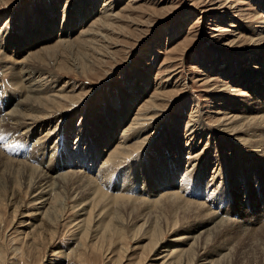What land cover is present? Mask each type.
<instances>
[{
	"label": "rangeland",
	"instance_id": "obj_1",
	"mask_svg": "<svg viewBox=\"0 0 264 264\" xmlns=\"http://www.w3.org/2000/svg\"><path fill=\"white\" fill-rule=\"evenodd\" d=\"M36 1L0 0V37L9 42L21 41L16 31V20L27 9L35 12L39 8L40 11L42 6L38 7ZM38 2H46L49 6L53 0ZM263 5L258 0H59L56 6L59 13L54 11V23L64 24L59 26L57 35L54 33L49 38L36 41L9 60H1L5 51L0 48V264H159L153 260L154 251L150 252L152 245L147 246L150 239L145 234L148 229L151 231L154 220L161 227L156 249L160 250L158 247L163 246L170 249L173 244L172 249L180 253L190 248L193 240L187 237L197 233H192V228L200 223L196 219L199 213H189L187 206L180 202L170 205V208L168 205L173 200H166L168 207L164 204L163 209L159 210L149 204L146 209L143 205L145 210L141 211L146 214L141 215L144 214V219L148 216L150 227L139 229L144 220L143 217L136 220L133 211L131 214L130 204L133 202L125 201V204L129 203L126 206L128 209L120 201L119 204L114 203L107 197V200L103 198L102 204L94 203L86 193L83 180L75 176L64 179L52 177L71 170L93 178L94 184L104 186L111 197L129 194L151 201L163 193L177 192L184 198L183 201L188 202L202 198L210 189L208 194L213 195L206 202L207 206L218 199L216 195H226L221 209L230 215L227 216V219H231L229 222L233 220L238 224L224 226L217 234L209 236L206 244L199 243L198 253L192 256V262L188 264H195L198 258L204 256L220 260L222 264H264V217L262 223L256 224L253 218L247 221L243 216L251 210H264V162L253 167L246 165L252 167L246 180L239 174L233 180L227 174L220 175L222 163L219 162V165L216 158L212 160L219 154L217 148L220 149V159L228 155L223 163L227 164L232 161L231 156L235 157L236 147L230 140L238 138L228 136L229 139H225L222 113H237L235 109L227 107L228 102H234V98L243 101L240 93L250 94L248 90L251 89L247 90V85L240 83L244 80L239 79L241 75L238 73H247L240 71L239 67L231 73L235 74L232 78L229 76L227 66H235L236 63L227 59L229 56L237 59L248 74H261L254 68L262 70L264 59L256 64L252 60L256 59L254 55L244 60L239 55L248 51L251 54L254 46H257L255 50L263 46V39L257 35L258 29L264 28ZM80 7L90 13L86 18L77 20ZM42 23L48 24L44 20ZM33 58L35 63L32 62ZM17 66L19 69L21 67L19 77L23 82L25 79H37L36 86L42 89L40 93L54 95L60 94L61 90L60 95L69 96L68 100L72 101V98L73 102L63 101L65 108L51 115L50 122L40 119L26 129L23 123L6 124L2 121L5 113L15 108L25 94L21 85L18 86V79L12 76ZM141 78L147 79L146 85ZM234 78H238L237 83L231 82ZM257 82L261 84L260 80ZM224 84H235L236 92L230 93ZM259 92H251L252 96L245 98L254 103ZM222 95H230V100L221 102L223 107L220 110L212 104ZM260 96L264 98V95ZM120 97L131 103L130 109L115 128L112 124L104 125L109 123L113 112L123 109ZM259 108L264 110V101L261 103L260 100ZM26 111H23L25 117L31 114L39 116L44 112ZM149 116L154 119L142 121L151 124L148 130L140 134L135 131L128 133L130 136L133 134L134 139L121 148L130 150L139 140L142 145L134 152L130 151L125 159L114 160L116 166L113 161L105 162L108 154L117 148L121 134L129 123L133 119L138 121ZM191 126L202 130V136L193 143L192 138L189 140ZM87 127L89 130L94 128V135L86 137L89 132ZM108 127L115 129L113 137L106 146L101 144L103 148L97 152L92 139L101 135L102 140L107 135L104 128ZM98 129L100 132H97ZM102 130L104 133H101ZM251 140L255 143V149L264 150V144L258 142V138ZM235 144L243 147L240 148L241 153H247L250 146L249 142L242 144L236 141ZM241 153L237 158L243 157ZM208 160L213 162L208 164ZM16 162L38 168L44 176L46 174L45 178L50 183L53 181L55 186L52 184L49 193H45L47 200L44 204L39 203L43 201L40 197L43 188H36L33 178L25 175L26 170L18 169ZM164 162L167 165L163 166ZM140 164L155 168L142 169L148 175L144 181H140L138 173L142 168H138ZM134 165L137 169L131 170ZM203 168L206 171H202ZM162 171L164 174L165 171H173L171 176L174 181L163 184ZM129 183L134 185L130 187V192L126 189ZM195 189L200 193L197 194ZM257 190L263 191V194H258ZM190 195L199 198L192 199ZM235 199H242V206ZM211 206V211L218 208ZM88 218L90 224L85 230L81 221ZM109 221L110 226H114L112 228H119L118 235L103 237L101 225ZM180 237L182 241H172ZM181 262L185 264L186 259L183 257Z\"/></svg>",
	"mask_w": 264,
	"mask_h": 264
},
{
	"label": "bare ground",
	"instance_id": "obj_2",
	"mask_svg": "<svg viewBox=\"0 0 264 264\" xmlns=\"http://www.w3.org/2000/svg\"><path fill=\"white\" fill-rule=\"evenodd\" d=\"M94 1V0H93ZM37 3V6L38 7H40V6H42V9L39 11L38 9L34 12V10H32V11H30L29 12V10L27 9L25 12H23V16H21L20 18H18V20H16V22H17V27H16V31H18V36H21V41H16V40H14V42H9L7 39H5L4 40V38L3 37H0V44L4 41L5 43H4V45H1L0 46V48L1 49H4V53L2 54V57H1V60H3V59H10V58H12L13 56H15V55H19V54H21V52L27 47H29L31 44L33 45V44H35L36 43V41L38 42L39 40H43V39H46V38H49V37H51V36H53L54 35V33H55V35H57L58 34V32H59V26L61 27L64 23L62 22L61 24H56V21H55V23H54V14H55V12H57V13H59L58 11H57V8H56V6H57V3L59 2V0H53V2L48 6V4L45 2V4H44V2L43 3H39L38 2V0L36 1ZM258 3H264V0H258ZM83 6H85V5H83ZM88 6H90V5H88ZM264 6V5H263ZM262 6V7H263ZM55 11V12H54ZM64 11V10H63ZM90 11V10H89ZM28 12V13H27ZM64 12H62V14H63ZM82 13V14H81ZM88 13H90V12H85V10H81V7H80V9H79V12L77 13L78 15H77V17H76V19L77 20H79L81 17L82 18H86V16L88 15ZM65 14V13H64ZM63 14V15H64ZM30 18H31V20H30ZM43 19L44 20V22L45 21H47L48 22V24L46 23V25H44L42 22H43V20H41L40 21V19ZM24 20V22H22ZM76 20V21H77ZM83 20V19H82ZM82 20L80 21L81 23H82ZM105 20V19H104ZM51 21V22H50ZM106 21V20H105ZM53 22V23H52ZM67 23V22H66ZM96 24V23H95ZM97 25V24H96ZM40 27V28H39ZM71 27V26H70ZM36 28H37V31H36ZM262 29H264L263 27H261L260 29H258V34L257 35H260L259 37L261 38V39H263V41H264V32H261V30ZM27 32H29V34H27ZM62 33V32H61ZM57 37V36H56ZM60 37V36H59ZM19 38V37H18ZM58 40H59V38H58ZM88 41V40H87ZM90 41H91V39H90ZM60 43V42H59ZM62 43H63V41H62ZM14 45V46H13ZM263 46H262V48H260V49H258V48H256L257 50H255V47H257V46H254V48L253 49H251V50H254V52L253 53H251V54H249V52L250 51H248V52H246V53H242L241 55H239V56H242V58H243V60L245 59V58H247V57H249V56H255L256 57V59H254V58H252V60H254V62L257 64V63H259L260 62V60H262L263 61V59H264V43L262 44ZM17 58H19V57H17ZM227 60H234L235 62H234V64H235V66H231L230 64H229V66H227V70H226V72L229 74V76H231V78H232V75H235V74H231V73H233V71L235 70V68L236 67H239V69H240V71H244L245 73H247V74H244L243 75V72H240V73H238V74H240L241 76H239V79H241L242 78V80H244V82H241L240 81V83H242V85H247V90L248 89H251V90H248V92L250 91V94H248V93H244V92H241L240 94L244 97L243 98V101H239V100H237V99H235L234 98V102H232V100H231V102L232 103H230L229 104V102H228V105H227V107L229 106V107H231V108H233V110L235 109V111L234 112H237V113H233L232 115H229L227 112L226 113H222V114H224L223 115V118H224V121H225V129L223 130V133L225 132V134H226V136H224L225 137V139H229L228 138V136L229 137H233V138H238V139H232V140H230L231 142H232V145L233 146H235L236 148L234 149L235 151H234V154H235V157L233 158V156H231L230 157V159L232 160L231 162L229 161V159H228V161H229V163H227V164H225V163H223L222 161H224L225 159L227 160V156H222V158L220 159L219 157H221V153H220V149L219 148H217L218 149V151L217 152H219V154L217 155V156H214V158L212 159V160H215V158L216 159H218V163L220 162V163H222L221 164V169L219 168V171L221 170V173H220V175H222V174H227L228 176V178H231V179H233V180H235L236 178H237V174H239V176L240 175H242V176H244V180H246V178L250 175V171H251V168L253 167V166H256V165H258L259 164V162H264V150H258V149H255L253 146L255 145V143L253 142V140H251L252 138H258V142H260V143H262V144H264V110L263 109H261V108H259V104H260V100H261V103H263V101H264V98L262 97V96H260V95H264V66L262 67L263 69L261 70V69H259V68H254V70L257 72V73H261V74H258V75H251V74H248L249 72L248 71H245L244 69H242V67L240 66L241 64L239 63V61H236L235 59H233L232 58V56H229V59H227ZM242 60V61H243ZM15 63L16 62H18L17 60H13ZM229 61V62H230ZM32 62H34L35 63V59L33 58V61ZM21 63H22V61H21ZM260 64V63H259ZM23 64H21V66H22ZM38 65H40V64H38ZM15 66V65H14ZM43 66V65H42ZM23 67V66H22ZM24 68V67H23ZM33 68V67H32ZM20 69H21V67H20ZM20 69H19V67L17 66V68L15 67L14 68V70H13V73H12V76H13V79L14 78H17L18 79V81H19V85H18V82H17V85L18 86H20L21 85V90H25V94H24V96L22 97V99L21 100H19V104H16V106H14L15 108H13V109H10V110H8V112H6L5 113V116L3 117V119H2V121H5V123L7 124L8 122V124H10V123H13L14 125H16V123H20V124H26L25 125V128L24 129H26L28 126H32L34 123H36L37 121H39L40 119L41 120H47L48 122H50L52 119L50 118L51 117V115H53V114H55V113H59V112H61L64 108H65V106H66V104L65 103H69V102H73V99L71 98V100L72 101H70V100H68L69 99V96H61L60 94H61V90H59V93L60 94H49V93H40V91L42 90L41 89V87H39V86H36V83H37V79H34V81H26V79H25V82H23V80H21L20 79ZM34 69V68H33ZM44 68H42V70H43ZM23 70V69H22ZM24 70H26V69H24ZM23 70V71H24ZM29 70V69H28ZM33 71V70H32ZM36 71V70H35ZM30 72H31V70H30ZM44 72V71H43ZM18 73V74H17ZM255 73V72H254ZM26 74V73H25ZM33 74V73H32ZM38 74V73H37ZM36 74V75H37ZM22 75V74H21ZM35 75V76H36ZM43 75V74H42ZM237 75V74H236ZM257 76H259V77H257ZM30 77H31V75H30ZM26 78V77H25ZM27 78H28V75H27ZM36 78V77H35ZM227 78H228V76H227ZM255 78V79H254ZM16 79V80H17ZM40 79H42L41 77H40ZM40 79H38V80H40ZM141 79H143L142 80V82H143V84L144 85H146L147 84V79H144V78H141ZM257 80H260V83L261 84H259L258 82L257 83H255ZM41 81H43V80H41ZM210 81H212V80H210ZM237 81H238V78H234V79H232L231 80V82L232 83H237ZM21 83V84H20ZM39 84H41V83H39ZM250 84H252V85H250ZM42 85V84H41ZM40 85V86H41ZM224 86H226L225 88L226 89H228L229 90V92L231 93V92H236V89H235V84H224ZM237 87V86H236ZM43 88V87H42ZM245 90V89H244ZM139 91V90H138ZM257 91H260L259 92V97L256 99V100H254L253 99V97H252V100H254V103H250V100L248 99V98H245V97H250V96H252L251 94H253V93H251V92H256L257 93ZM141 92H142V90H141ZM141 92H138V94H140ZM228 92V91H227ZM143 93V92H142ZM237 94V93H236ZM239 94V95H240ZM238 95V96H239ZM230 95H222V96H220V97H222V98H220V99H215V102L212 104L215 108H217V109H220V107H223V104L221 103V102H225L227 99H228V97H229ZM139 97V96H138ZM224 97V98H223ZM121 98V97H120ZM134 99V98H133ZM121 100H122V105H123V109H121L120 110V112H113L114 113V115L112 116V118H109V123H105L104 125H110V124H112V126H113V128H115V126L117 125V124H119L122 120H123V116L127 113V111L130 109V105H131V103L129 102L128 103V101H126V100H124L123 98H121ZM216 100H219V102H216ZM228 100H230V99H228ZM251 100V101H252ZM63 101L65 102V103H63ZM135 101V100H134ZM186 102V101H185ZM133 103V102H132ZM117 104V103H116ZM227 104V103H226ZM70 105V104H69ZM121 105V106H122ZM17 108V109H16ZM26 109H32L33 111H32V113L34 112V113H38L39 111L41 112V111H44L43 112V114L42 115H33V114H31L30 116L28 115V117H25V115H23V111H26ZM19 112H18V111ZM115 110V109H114ZM221 110V109H220ZM227 110V109H226ZM28 111V110H27ZM26 111V112H27ZM54 111H56V112H54ZM117 113V115H115ZM124 113V114H123ZM230 113V112H229ZM103 115V114H102ZM110 115V114H109ZM41 116V117H40ZM97 116H100L99 114L97 115ZM101 117V116H100ZM154 119V117L153 116H149V117H147L146 119H141L140 118V120H138V121H135V119H133L130 123H129V125L127 126V128L125 129V130H123V132H122V134H121V138H120V140H119V143H118V145H117V148L114 150V151H112L110 154H108V156H107V159H106V161L105 162H114V160H117V159H125V157H127V155H130V151H133L134 152V150L135 149H137V147L139 148V145L141 146L142 145V141L140 142V140L138 141V143L137 144H135L130 150H127V149H122L121 148V146L123 145V144H127L131 139L133 140L134 139V135L132 134L131 136L130 135H128V133H134V131L135 132H137V133H139L140 134V132L142 133V131H146V130H148V126H151V124H146V121H144V122H142L143 120H150V121H152ZM222 119V118H221ZM220 119V120H221ZM26 122H30V123H26ZM99 122V121H98ZM44 123H47V122H44ZM222 123V122H221ZM39 124V123H38ZM186 124H188V121H187V123ZM224 124V123H223ZM3 125V124H2ZM94 127V126H93ZM97 127V126H96ZM104 127V126H103ZM103 127H102V129H103ZM192 128H189L190 130V133L191 134H189V140L192 138V142L191 143H193V141L195 140V142L197 141V139L198 138H200L201 136H202V130H200L199 128H197V127H195V126H191ZM23 128V127H22ZM33 128V127H32ZM88 128V127H87ZM91 129H92V127H90ZM98 128H99V126H98ZM110 129L109 127L108 128H104V131H105V135L106 136H103V134H102V136L104 137L102 140H100V138H101V135H100V137H98V138H93L92 140H93V143H95V145L97 146V152L99 151H101L102 150V148H101V144H103V145H105L106 146V144H108V142L109 141H111V138L113 137V131H115V129ZM34 129V128H33ZM32 129V130H33ZM95 129H97V128H95ZM206 129V128H205ZM31 130V131H32ZM88 130H89V128H88ZM93 130V131H92ZM92 130H89V132H88V134L86 135V137H88L89 135L90 136H92V135H94V128L92 129ZM171 130V129H170ZM207 130V129H206ZM30 131V130H29ZM96 131V130H95ZM104 131L102 130L101 131V133H104ZM230 131V132H229ZM97 132H100V130L98 129V131ZM96 132V135L98 134ZM93 133V134H92ZM229 133H231V135L229 134ZM154 134H155V132H154ZM154 134H152V135H154ZM186 135V134H185ZM128 136H130V137H128ZM242 136V137H241ZM83 137V136H82ZM115 137V136H114ZM128 137V138H127ZM183 138H184V135L182 136ZM79 138V137H78ZM167 138H169V137H167ZM181 138V137H180ZM207 138V137H206ZM84 139V138H83ZM88 139V138H87ZM119 139V138H118ZM138 139H139V137H138ZM188 139V138H187ZM208 139V138H207ZM165 140H166V138H165ZM78 141V140H77ZM101 141V142H100ZM207 141V140H206ZM236 141H239V142H241L242 144H244V143H246V142H249V147H248V151H247V153L246 152H244V153H241L242 152V150L240 149V148H243V147H239L238 145V147L236 146ZM185 142H187V140L185 141ZM209 141H207V143H208ZM211 142V141H210ZM257 142V143H258ZM187 144V143H186ZM217 144V143H216ZM231 144V143H230ZM74 145H76V143L74 144ZM219 146V145H218ZM95 147V146H94ZM183 147H185V145L183 146ZM182 147V148H183ZM196 148V147H195ZM245 148V147H244ZM101 149V150H100ZM154 152V151H153ZM230 153V152H229ZM238 153H241V156H243V157H241V158H237V156H239L240 154H238ZM36 154V153H35ZM234 154H232V155H234ZM247 155V156H246ZM212 157V156H211ZM225 157V158H224ZM165 159H166V157H165ZM210 159V158H209ZM224 159V160H223ZM212 160H208V164L209 163H211L210 161H212ZM16 161V160H15ZM119 161H121V160H119ZM228 161H226V162H228ZM104 162V163H105ZM166 162H167V160H166ZM213 162V161H212ZM225 162V161H224ZM1 163V162H0ZM121 163H122V161H121ZM165 163V162H164ZM216 163H217V161H216ZM220 163H219V165H220ZM3 164V163H2ZM110 163H108V165H109ZM114 164V166H116V164H115V162L113 163ZM208 164H207V166H208ZM4 165V164H3ZM16 165H17V168L18 169H23V172H24V170H26V173H25V175L26 176H28V178L30 177V178H33V180L35 181V183L34 184H36L37 185V187L36 188H38V189H41V187L43 188V189H41V195H40V197L41 198H43L42 200L43 201H41V202H39V201H37V202H39V203H41V204H44L45 203V201L47 200V198L45 197V193H49V189H52V187H53V185H54V183H53V181L50 183V180H47L46 178H45V176H46V174H45V176L42 174V171H40L38 168H35V167H32V166H29V165H27V164H24V163H22V162H16ZM112 165V164H111ZM164 165H167L166 163L165 164H163V166ZM218 165V164H217ZM228 165H229V167H228ZM246 165H249V166H252V167H250V168H248V166H246ZM2 165H0V167H1ZM149 167H147L146 166V164H140V165H138V168L139 167H142V168H140L141 170H140V172L138 171V173L140 174V181H144L145 180V178H147L148 177V175L147 174H144L142 171V169H144L145 167H147V168H152V169H155L154 168V166H150V165H148ZM211 166V164L208 166V167H210ZM136 167V165H134V167H132L131 168V170L132 169H134ZM203 167V166H202ZM110 168V167H109ZM108 168V169H109ZM165 168H166V166H165ZM206 168V167H205ZM216 168V167H215ZM248 168V170H246ZM257 168V167H256ZM136 169H137V167H136ZM224 169H225V171H224ZM244 169V170H243ZM110 170V169H109ZM205 169L203 168L202 169V171H204ZM171 171V170H170ZM206 171V170H205ZM242 171H244V172H242ZM28 172H29V174H28ZM48 172V171H47ZM163 172V171H162ZM201 172V171H200ZM216 172V171H215ZM148 173H150V171H148ZM151 173H152V171H151ZM156 173H158V172H156ZM172 173H173V171H172ZM172 173L171 172H168V171H165V174H164V172L162 173L163 174V176L164 177H162V179H161V181H162V183L163 184H165V185H167V184H169V183H171V182H173L174 180V177H172L171 175H172ZM204 173V172H203ZM203 173H202V175H203ZM254 173V172H253ZM54 174V173H53ZM162 174H159V176H161ZM100 175V174H99ZM72 176H75V178H79V180H83L86 184L84 185V183H83V186H85V190H86V193H87V195H88V197L90 196V197H92L91 198V200H93L94 201V203H101L102 201H103V198L104 199H106V197L107 198H110V199H112V200H110L111 202L113 201L114 203H118V201H120V203H122V206H124L125 208H127L126 206H128L127 204H129V203H126L125 204V201L127 202H133V203H131L130 204V209H131V214H132V211L133 212H135V214H136V216H135V219L137 220V219H139L140 217H143V219L142 220H144V222H142V225L139 227V229H142V228H144L145 226H149L150 227V222L148 221V216H146L147 217V219H144V214H146V212L144 213V212H142L143 210L142 209H144V207H142L143 205L145 206V208L147 207L148 208V205L147 204H149V206H152V207H154L155 206V208L157 209V210H159L160 208H162L163 209V207H164V204L166 205V207H170L171 208V206L170 205H175V203H183L185 206H187V210L189 211V213H190V211H193V213L194 212H197V213H199V215L196 217V219L199 221L200 220V223H196L195 224V227L194 228H192L193 230H192V233L194 232H197L195 235H193V236H191V237H187V238H191L192 240H193V242H191L190 244V248L189 249H185V251H183V250H181V252L180 253H178L179 251H174L173 249H172V245L173 244H168V245H170L171 247H170V249H166V247L167 246H163V247H158V248H161L160 250H158V249H156L157 248V246H158V243H159V240H160V238H158V236H159V231L161 230V227H158V224H159V222L157 221V220H154L153 221V223H152V229H151V231H150V229H148V231H146L145 232V234H148V237H149V239H150V241H149V243L147 244V246L148 245H152L151 246V248H150V252H152V251H154L153 252V260L154 261H157V262H160L159 264H182V259H183V257L186 259V262H185V264H188L189 263V261H191L192 262V260H190V259H192L193 257L192 256H194L195 255V253H198V251H199V249H198V247H199V243H203V244H206L207 243V241H208V238H209V236H211V235H213V234H217V232L218 231H220L221 230V228H223L224 226L225 227H227L228 225H231L232 223H235V222H232V221H228V220H231V219H227L228 217L227 216H230V215H228L226 212H225V210H223V209H221V208H223V207H221V203L223 202V200H225L224 198H226L224 195L222 196V194H218V195H216V197L218 196V199H216L215 201H213V202H208L209 203V205H207L206 206V202L209 200V198H210V196L211 195H213V193H210V194H208L209 192H210V189H208V192L205 190V192H207L206 193V195H204V196H202V198H199V197H195V196H191L190 198H192V197H194V198H199V199H202V201H200L199 202V199L197 200H194V201H188V202H186V201H183V197L181 196V195H179L177 192H172V193H167V194H165V193H163L162 195H160L158 198H156V197H154L151 201H149L148 199H141V197L140 198H138V197H134V196H129V194L127 195H125V194H119V195H114V196H108L107 195V191H105L104 190V186H101V185H99V184H94V182L92 181V179H90L88 176H83V175H81L80 173H75V172H72V170H71V172H66V173H64V174H61V175H59V176H52V177H55V178H61V179H64L65 177H71L72 178ZM81 176V177H80ZM133 176V175H132ZM241 176V177H242ZM51 177V176H50ZM51 177V178H52ZM172 177V178H171ZM186 177V175L185 176H183V178H182V180L184 179ZM49 178V177H48ZM54 178V179H55ZM74 178V177H73ZM74 178V179H75ZM96 178V177H95ZM160 178V177H159ZM263 178V177H262ZM261 178V179H262ZM53 179V178H52ZM100 179V178H99ZM103 179V178H102ZM130 179H131V177H130ZM134 179V178H133ZM172 179V180H171ZM261 179H260V181H261ZM264 179V178H263ZM94 180V179H93ZM101 180V179H100ZM127 180H129V179H127ZM242 180V179H241ZM130 181V180H129ZM30 182V181H29ZM32 182V181H31ZM97 182V181H96ZM105 182V181H104ZM131 182V181H130ZM264 182V181H263ZM61 183V182H60ZM64 183V182H63ZM63 183H61V184H63ZM53 184V185H52ZM57 184V183H56ZM151 184V183H150ZM150 184H148L147 186L145 185H143L144 186V190H145V188H147ZM206 184V183H205ZM105 185V184H104ZM44 186V187H43ZM55 186V185H54ZM132 186H134L133 185V183H129L128 185H127V190H128V192H130L129 191V189H130V187H132ZM139 186V185H138ZM207 186L208 185H206L205 186V189L207 188ZM246 186V185H245ZM251 186V185H250ZM57 187V186H56ZM75 187V186H74ZM84 188V187H83ZM197 188V187H196ZM199 189V188H198ZM198 189H195V191L197 192V194L198 193H200V191L198 190ZM127 190H125V193H126V191ZM179 190V189H178ZM204 190V189H203ZM38 191H40V190H38ZM88 191V192H87ZM141 191V190H140ZM177 191V190H176ZM180 191V190H179ZM151 192V191H150ZM169 192V191H168ZM195 192V193H196ZM257 192H258V194H260V195H262L263 194V191H259V190H257ZM132 193V192H131ZM152 194H154V192H151ZM254 194H255V191L253 192ZM133 194V193H132ZM149 194V193H148ZM197 194H195V195H197ZM235 195V194H234ZM147 196V195H146ZM154 196V195H153ZM199 196V195H198ZM237 196H239V193H238V195ZM240 196H242V195H240ZM40 197H38V198H36V199H40ZM183 198V199H182ZM194 198H192V199H194ZM249 198V197H248ZM89 199V198H88ZM138 199V200H137ZM256 199V198H255ZM107 200V199H106ZM166 200H173L172 202H171V204H169L168 206H167V202H166ZM242 200V199H241ZM241 200L240 199H235V201H236V203L238 204V205H240V206H242V202H241ZM35 201V200H34ZM89 201V200H88ZM109 201V202H110ZM210 201V200H209ZM48 202H49V199H48ZM82 203H84V202H82ZM90 203V202H89ZM92 203L93 202H91V206H92ZM137 203V204H136ZM212 203V204H211ZM102 204V203H101ZM104 204V203H103ZM119 204V203H118ZM156 204V205H155ZM99 205V204H98ZM109 205V204H108ZM137 205V206H136ZM147 205V206H146ZM177 205V204H176ZM211 205H215L216 207H218L217 209L216 208H214V210L213 211H211L210 210V208L209 207H211V208H213ZM233 205V204H232ZM44 206V205H43ZM99 206H102V205H99ZM51 207V206H50ZM84 207V206H83ZM119 207V206H118ZM142 207V208H141ZM176 207V206H175ZM178 207H180V206H178ZM85 208V207H84ZM95 207H93V209H94ZM98 208V207H97ZM121 208V207H120ZM123 208V207H122ZM129 208V207H128ZM127 208V209H128ZM141 208V209H140ZM146 208V209H147ZM151 208V207H150ZM182 208H184V207H181V209ZM37 209H39V207L37 208ZM41 209V208H40ZM83 209V208H82ZM176 209H178V208H176ZM242 209V208H241ZM240 209V210H241ZM244 209V208H243ZM242 209V210H243ZM251 209V208H250ZM45 210V209H44ZM124 210V209H123ZM135 210V211H134ZM142 210V211H141ZM145 210V209H144ZM154 210V209H153ZM239 210V211H240ZM245 210V209H244ZM260 210H261V208H260ZM41 211V210H40ZM48 211V210H47ZM120 211H121V209H120ZM162 211V210H161ZM167 211V210H166ZM89 212V211H88ZM163 212V211H162ZM170 212V211H169ZM236 212H238V210L236 211ZM36 213V212H35ZM43 213V212H42ZM142 213H144L143 215H141ZM171 213V212H170ZM32 214V213H31ZM37 214V213H36ZM39 214V213H38ZM46 214H48L47 212L45 213V216H47ZM82 214V213H81ZM92 214V213H91ZM119 214V213H118ZM162 214V213H161ZM164 214H166L165 212H164ZM163 214V215H164ZM196 214V213H195ZM263 214H264V210H262V211H250L249 213H245V215H243L244 216V218H245V220H251V218H253V222H256V224H257V222L259 223V222H261L262 221V218L264 217L263 216ZM32 215H35V214H32ZM42 215V214H41ZM38 216V215H37ZM89 216V215H88ZM243 216H241L240 218H242ZM83 217V216H82ZM85 217V216H84ZM83 217V218H84ZM115 217V216H114ZM165 217H167V216H165ZM193 217V216H192ZM169 218V217H168ZM167 218V219H168ZM194 218V217H193ZM92 219V218H91ZM150 219V218H149ZM167 219H166V221H167ZM227 219V220H226ZM197 220H196V222H197ZM80 221H81V219H80ZM89 221H90V218H88L87 220L85 219L84 221H81V223H82V226L84 225L85 226V230H87L86 228H88L87 226H88V223H89ZM122 221V220H121ZM165 221V222H166ZM189 222V221H188ZM99 224H101L100 223V221L98 222ZM105 223V222H104ZM110 221L109 222H107L106 224H104L103 226L101 225V232H102V234H101V236L103 235V237H105V236H107L108 234L110 235V236H115L119 231H118V229L119 228H117L116 227V229H114V228H112V227H114V226H110ZM174 223V222H173ZM184 223V222H183ZM195 223V222H194ZM262 223V222H261ZM90 224V223H89ZM97 224V223H96ZM99 224H97L98 226H99ZM236 225L238 224V223H235ZM118 225V224H117ZM233 225V224H232ZM241 225V224H240ZM239 225V226H240ZM81 226V227H82ZM97 226V227H98ZM163 226V225H162ZM175 226V225H174ZM173 226V227H174ZM119 227V226H118ZM224 227V228H225ZM241 227V226H240ZM82 229V228H81ZM144 230V229H143ZM142 230V231H143ZM224 230V229H223ZM141 232V231H140ZM124 233V232H123ZM220 233V232H219ZM230 233V232H229ZM121 234V233H120ZM139 234V233H138ZM183 234H189V233H183ZM221 234V233H220ZM118 235V234H117ZM215 236V235H214ZM110 238V237H109ZM183 239L180 237V238H177V239H174V240H172L173 242H175V243H177V242H180V241H182ZM190 240V239H189ZM191 240V241H192ZM184 241H186V238H185V240ZM254 243V242H253ZM144 247H146V245L144 246ZM200 249H201V247H200ZM158 250V251H157ZM234 254V253H233ZM199 255V254H198ZM218 256H219V254H218ZM197 257V256H196ZM225 257V256H224ZM229 257H231V256H229ZM223 258V257H222ZM229 259V258H228ZM152 260V261H153ZM223 260V259H222ZM225 260V259H224ZM194 261V260H193ZM196 261V260H195ZM218 261V262H217ZM213 260V259H211V258H209V256H204V258H201V259H197V261H196V263L195 264H222L221 262H220V260ZM230 262V261H229ZM225 263V262H224ZM193 264V263H192ZM227 264H228V262H227Z\"/></svg>",
	"mask_w": 264,
	"mask_h": 264
}]
</instances>
